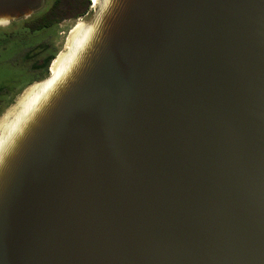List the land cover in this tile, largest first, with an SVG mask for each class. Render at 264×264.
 <instances>
[{
  "label": "water",
  "instance_id": "obj_1",
  "mask_svg": "<svg viewBox=\"0 0 264 264\" xmlns=\"http://www.w3.org/2000/svg\"><path fill=\"white\" fill-rule=\"evenodd\" d=\"M88 27L0 145V264H264V0H100Z\"/></svg>",
  "mask_w": 264,
  "mask_h": 264
},
{
  "label": "rangeland",
  "instance_id": "obj_2",
  "mask_svg": "<svg viewBox=\"0 0 264 264\" xmlns=\"http://www.w3.org/2000/svg\"><path fill=\"white\" fill-rule=\"evenodd\" d=\"M56 0H45V7L51 6L53 2ZM90 6L87 13L83 16H80L75 19H71L69 21L61 23L59 26H54L48 29H44L34 37L31 38V42L37 41V43L41 40L51 41L53 44V59L48 66V72L42 73L41 77L40 73L37 75H32L31 73L26 71V67L21 65V59L16 57L20 53V49L17 47V44L14 43L13 40H8L1 34V30L5 27H0V87H5L8 93L5 94L4 97H1L3 106L1 107L0 111L4 106H6L9 102V105L0 112V123L4 120V117L7 113H15L14 107L19 103V100L22 96L26 94V92L36 83H31L32 81L40 78L39 82L44 81L46 78L50 76L49 69L51 68L53 62L58 59L60 55H63L65 52H68V42L71 32L73 31L74 27L78 24H86L89 25L93 14L94 9H92L91 0L89 1ZM43 12V9L42 11ZM39 13V12H38ZM37 14V13H35ZM21 23V22H19ZM8 28L14 29L16 27L9 26ZM16 30H20L16 28ZM22 30V29H21ZM60 33V34H59ZM67 48V49H66ZM51 49H48L44 55L50 54ZM29 84V85H28ZM25 89L18 95V97L11 101L15 93H18L22 88ZM10 96V98H7ZM11 101V102H10ZM7 103V104H6ZM6 104V105H5Z\"/></svg>",
  "mask_w": 264,
  "mask_h": 264
},
{
  "label": "flooded vegetation",
  "instance_id": "obj_3",
  "mask_svg": "<svg viewBox=\"0 0 264 264\" xmlns=\"http://www.w3.org/2000/svg\"><path fill=\"white\" fill-rule=\"evenodd\" d=\"M50 7L51 6L49 7L47 6L46 8H43V12H41L42 11L41 10L39 11V13L32 15L28 19L11 22L6 26L7 28H3L1 30V34L3 35L2 37L6 38L7 41L13 40L14 43L17 44V47L20 49V53L16 57L21 59V63H22L21 65L25 66L26 71L34 76L37 75V73H40L39 77H41L43 72L44 73L48 72V66L50 65L53 59V44H51V41H47L45 39L39 41L38 43L37 41H34L32 43L31 38L34 37V35L37 34V32H40L44 29H48L54 26H59L61 23L72 19V18H63L59 22L49 27H44L41 29L37 28V25L41 23V21H39L42 18L41 15L44 14L47 10H49ZM9 26L19 28L20 30H16V28L10 29L8 28ZM48 49H51L50 50L51 53L44 55ZM50 71L51 68L49 69V72ZM39 80L40 78L32 81L29 84L35 82L37 83V81ZM24 89L25 87L22 88L18 93H15L13 98H11L12 99L11 101L15 100ZM6 93H8L6 88L0 87V109L3 106L1 97H4ZM7 98H10V96H8ZM8 105L9 102L6 106L2 108V110H4Z\"/></svg>",
  "mask_w": 264,
  "mask_h": 264
},
{
  "label": "bare ground",
  "instance_id": "obj_4",
  "mask_svg": "<svg viewBox=\"0 0 264 264\" xmlns=\"http://www.w3.org/2000/svg\"><path fill=\"white\" fill-rule=\"evenodd\" d=\"M100 0H91L92 9L98 5ZM90 29L86 24H78L74 27L68 42V52L60 55L57 60L52 64L50 75L51 77L45 82L35 83L24 96L19 100V103L14 107L15 113H7L4 120L0 123V145L2 141L10 134L11 130L16 126L15 124L19 119L29 110L33 102L38 100L41 94L47 89L52 78L57 77L62 69L66 66L70 59L71 54L79 45L80 41L86 36L87 31ZM66 48V49H67ZM17 113V114H16Z\"/></svg>",
  "mask_w": 264,
  "mask_h": 264
},
{
  "label": "trees",
  "instance_id": "obj_5",
  "mask_svg": "<svg viewBox=\"0 0 264 264\" xmlns=\"http://www.w3.org/2000/svg\"><path fill=\"white\" fill-rule=\"evenodd\" d=\"M90 0H56L49 10L41 15L37 28L49 27L63 18H78L87 13ZM43 21V22H42Z\"/></svg>",
  "mask_w": 264,
  "mask_h": 264
}]
</instances>
